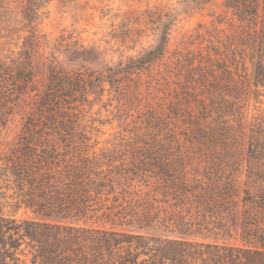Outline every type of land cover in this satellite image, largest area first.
<instances>
[{"label": "trees", "instance_id": "trees-1", "mask_svg": "<svg viewBox=\"0 0 264 264\" xmlns=\"http://www.w3.org/2000/svg\"><path fill=\"white\" fill-rule=\"evenodd\" d=\"M47 1L24 5L19 57L0 72L11 95L27 90L34 55L48 46L37 32ZM168 29L163 24L154 47L103 72L68 69L50 56L38 117L25 122L0 166V179L9 182L0 186V264H19L28 255L29 264H264V125L253 124L242 165L233 156L243 134L240 106L224 93L231 81L225 69L182 72L173 82L191 141L221 150L204 158L201 169H186L175 138L133 146L128 157L89 152L94 143L79 129L78 107L101 94L103 83L131 80L159 59ZM250 61L252 84L264 86V55L254 52ZM6 206L24 207L32 218L5 215Z\"/></svg>", "mask_w": 264, "mask_h": 264}, {"label": "rangeland", "instance_id": "rangeland-1", "mask_svg": "<svg viewBox=\"0 0 264 264\" xmlns=\"http://www.w3.org/2000/svg\"><path fill=\"white\" fill-rule=\"evenodd\" d=\"M25 3L0 0L1 73L4 63L11 65L10 60L19 57L22 36L27 34ZM165 23L169 26L167 42L159 59L131 80L116 86L103 83L101 94H90L78 107L82 112L79 129L91 137L89 144L94 143L89 152H123L129 157L133 146L141 149L144 142L165 144V138H175L186 169H201L204 158L221 150L191 141L193 133L181 115L186 105L173 82L176 74L214 68L218 73L225 69L231 81L224 93L238 98L243 134L237 138L233 156L244 165L250 130L254 123L264 125V86L252 84L250 61L254 52L264 55V0H48L37 24L48 46L42 44L34 55L29 87L19 96L11 95L13 86L0 73V166L25 122L38 117L37 103L47 83L51 55L68 69L83 66L86 71L103 72L107 66L154 47ZM168 144L174 151L176 143ZM6 184L8 180L0 179V186ZM2 213L18 220L32 218L24 207L12 212L6 206ZM29 262V255L20 256L19 264Z\"/></svg>", "mask_w": 264, "mask_h": 264}]
</instances>
